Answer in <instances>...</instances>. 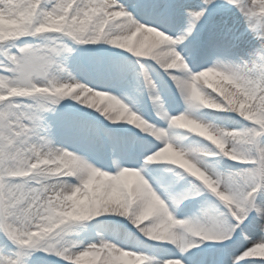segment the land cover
<instances>
[{
    "label": "snow or ice",
    "instance_id": "snow-or-ice-1",
    "mask_svg": "<svg viewBox=\"0 0 264 264\" xmlns=\"http://www.w3.org/2000/svg\"><path fill=\"white\" fill-rule=\"evenodd\" d=\"M0 264H264V0H0Z\"/></svg>",
    "mask_w": 264,
    "mask_h": 264
}]
</instances>
